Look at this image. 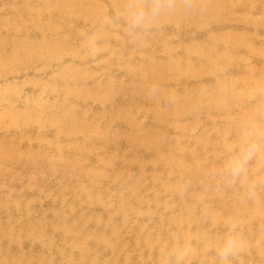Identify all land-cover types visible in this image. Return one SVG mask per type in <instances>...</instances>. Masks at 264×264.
Instances as JSON below:
<instances>
[{"label":"rangeland","instance_id":"obj_1","mask_svg":"<svg viewBox=\"0 0 264 264\" xmlns=\"http://www.w3.org/2000/svg\"><path fill=\"white\" fill-rule=\"evenodd\" d=\"M0 264H264V0H0Z\"/></svg>","mask_w":264,"mask_h":264}]
</instances>
